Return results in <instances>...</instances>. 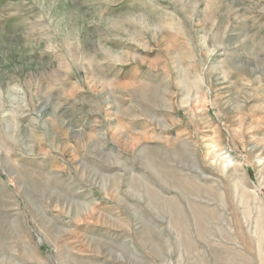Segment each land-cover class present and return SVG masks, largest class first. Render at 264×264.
I'll list each match as a JSON object with an SVG mask.
<instances>
[{"label": "rangeland", "instance_id": "rangeland-1", "mask_svg": "<svg viewBox=\"0 0 264 264\" xmlns=\"http://www.w3.org/2000/svg\"><path fill=\"white\" fill-rule=\"evenodd\" d=\"M0 264H264V0H0Z\"/></svg>", "mask_w": 264, "mask_h": 264}]
</instances>
